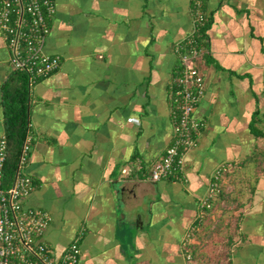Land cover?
<instances>
[{
    "label": "crops",
    "instance_id": "crops-1",
    "mask_svg": "<svg viewBox=\"0 0 264 264\" xmlns=\"http://www.w3.org/2000/svg\"><path fill=\"white\" fill-rule=\"evenodd\" d=\"M193 4L56 0L45 49L61 66L27 85L24 168L28 204L52 215L44 240L56 255L83 231L81 264H188L190 242L200 264H264V0H204L203 127L185 179L151 177L173 138L176 46ZM10 54L0 28V137L20 83ZM221 164L223 189L192 228Z\"/></svg>",
    "mask_w": 264,
    "mask_h": 264
},
{
    "label": "built area",
    "instance_id": "built-area-1",
    "mask_svg": "<svg viewBox=\"0 0 264 264\" xmlns=\"http://www.w3.org/2000/svg\"><path fill=\"white\" fill-rule=\"evenodd\" d=\"M204 0H194L193 30L176 46L180 69L172 89L173 138L165 154L151 171L153 179H185L187 150L196 144L203 122L195 111L205 90L200 61L208 50L202 33L206 20ZM56 11V0H0V28L10 48V64L27 74L31 86L61 66V56L46 51L49 18ZM32 149L30 123L22 142L13 181L6 183V162L9 155L7 132L0 137V264H81L83 231L70 242L63 253L56 255L44 240L52 220L51 213L28 204L33 177L25 171ZM227 164L219 165L210 180L207 193L199 199V211L192 228L204 221L207 210L221 189ZM189 240V238H188ZM187 240V241H188ZM188 264H199L187 251Z\"/></svg>",
    "mask_w": 264,
    "mask_h": 264
},
{
    "label": "trees",
    "instance_id": "trees-1",
    "mask_svg": "<svg viewBox=\"0 0 264 264\" xmlns=\"http://www.w3.org/2000/svg\"><path fill=\"white\" fill-rule=\"evenodd\" d=\"M15 71L17 72L16 75L20 78V83L17 89L14 90V92L12 93L8 92L9 101L7 105V127H8L7 135L9 140V155L6 162V176H5L7 184H10L13 181L17 168V162H18L22 142L24 140L28 127V103H27L28 93H29L28 92L29 89L27 86L28 77L27 74L23 71H17V70ZM222 186L223 183L216 197L221 193L223 189ZM215 198L213 199L212 206L209 207L207 210L206 217L208 216V212H210L214 208ZM195 232L196 230L193 231L192 236L195 235L194 234ZM192 245L193 244L190 242L188 245L189 246L188 249L189 251L192 252L194 258L197 260L196 257H199V254L198 255L196 254L197 249L196 248L194 249Z\"/></svg>",
    "mask_w": 264,
    "mask_h": 264
}]
</instances>
